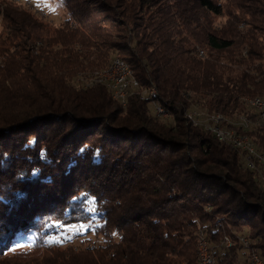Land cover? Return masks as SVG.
<instances>
[{
    "label": "trees",
    "instance_id": "trees-1",
    "mask_svg": "<svg viewBox=\"0 0 264 264\" xmlns=\"http://www.w3.org/2000/svg\"><path fill=\"white\" fill-rule=\"evenodd\" d=\"M60 1L58 25L20 6L3 18L0 264H199L202 236L216 264L264 261V165L189 118H204L193 107L221 114L264 155V121L247 102L264 99V0ZM114 59L139 82L125 107L103 84L86 87ZM94 218L97 236L109 232L101 243L52 239ZM33 234L29 252L8 255Z\"/></svg>",
    "mask_w": 264,
    "mask_h": 264
},
{
    "label": "bare ground",
    "instance_id": "bare-ground-1",
    "mask_svg": "<svg viewBox=\"0 0 264 264\" xmlns=\"http://www.w3.org/2000/svg\"><path fill=\"white\" fill-rule=\"evenodd\" d=\"M200 55H203L202 51L200 52ZM120 63H122V65H120ZM124 71H130V78H119V79H115V81L113 79H109V78H114V74L124 73ZM131 78L133 79V84H132V95H133L134 91L139 89V82L135 78L133 70L125 61L121 59H114L105 70L97 72L96 74L90 76L89 78H86L87 79L86 87H89L90 85H93L95 83L103 84L109 90H111L113 98L121 103L120 99H118L117 97V94H123L125 89L131 86ZM132 95L128 96L127 101ZM146 97L149 98L157 97V90L155 88H151L149 90L143 91L142 98L145 99ZM255 101H260V103H264V99L256 97L247 100L248 104L257 112H259L261 119L264 121V113H261V107H258ZM154 105L155 107H159V109L162 110L163 113H165V115H167V112L161 105H159L158 103H154ZM155 113L157 116L161 118L167 117L162 113H158L156 110ZM210 115L215 122H220V125H215V131H210V123L201 122L204 121V118L198 120L196 118L195 113H190L189 118L193 121L194 126L203 125L208 131H210L213 135H215V137L220 142L231 144L235 148L248 152L249 154L253 155L254 158L257 159L259 163L264 165V155L257 152L256 146L248 137L237 134L236 131L233 129H227L223 127L221 123L225 119L221 114H210ZM248 166L254 168V164H248ZM240 240L243 243L244 247L249 249L248 243H244V238L242 237ZM225 241L226 243H231V240L228 238H226ZM197 251H198L199 264H206V258L214 259L212 264H216V257L214 258V254L211 253L210 251L209 243L207 239H205L203 236L200 237ZM251 264H264V261L257 254H253L251 257Z\"/></svg>",
    "mask_w": 264,
    "mask_h": 264
},
{
    "label": "rangeland",
    "instance_id": "rangeland-1",
    "mask_svg": "<svg viewBox=\"0 0 264 264\" xmlns=\"http://www.w3.org/2000/svg\"><path fill=\"white\" fill-rule=\"evenodd\" d=\"M220 2H224L225 0H218ZM16 6H20L23 8H27V9H31L32 11H39L40 13H44L45 18L50 21V22H55L56 25H58L60 22L66 20L69 16V12L67 9H65V7L63 6L62 2L60 0H0V36L4 33V14H5V10L6 7H16ZM222 19H218V21H220ZM152 107V111L154 114V109H153V105H151ZM193 109H196L198 111V113H202L203 111H206L202 108L199 107H193ZM171 118V117H170ZM168 118V119H170ZM163 119V118H162ZM167 120V119H166ZM236 123L239 122V119L235 120ZM81 138V134L79 135V138H73V140H78ZM28 159V158H27ZM26 157L24 158V162L26 163ZM4 162V160L2 161ZM56 171L59 172V170L56 168ZM5 174V173H4ZM0 179L4 180L6 176L9 175H3L2 173H0ZM22 177H24V174H20L19 175V179H21ZM70 178V176H65L64 178ZM51 180V178H49L48 176L44 179H41L42 184H47L49 183ZM27 185V183H26ZM82 202L84 203V207H90L89 210H95V204L93 203V200H90L89 198H87V195L85 194L84 197L82 198ZM100 224V220H98L97 218H94V220L92 221H88L86 220V222L84 223H79V224H73L71 226H58V232L56 234L52 235V239L56 242L59 243H66V241H72V242H76L74 243V245L79 246V244L83 241L85 242L84 244L86 246L89 245H94V244H99L101 243L102 238L105 236L107 237L109 235V232H100V228L98 229L99 231V236L96 235V231L97 227L100 226L98 225ZM98 225V226H97ZM92 231V233H91ZM80 238L78 240H76L75 238L79 237ZM34 234L32 237L28 238L26 240L23 238H19L20 240L16 241L12 248H10V250L8 251L10 256L13 255H22V254H26L27 252H29V250L31 248H33V244L35 243L36 239L34 238ZM147 243L149 246L152 245V240L150 239L149 235H147ZM35 239V240H34ZM73 239V240H72ZM83 244V243H82Z\"/></svg>",
    "mask_w": 264,
    "mask_h": 264
},
{
    "label": "built area",
    "instance_id": "built-area-1",
    "mask_svg": "<svg viewBox=\"0 0 264 264\" xmlns=\"http://www.w3.org/2000/svg\"><path fill=\"white\" fill-rule=\"evenodd\" d=\"M122 65V63H120ZM119 78H130V71H124V73H119V74H114V78H109L113 79H119ZM132 84H133V79L131 78V86L125 89L123 94H117L118 99H120L121 104L125 107L127 105V98L128 96L132 95ZM148 101L151 103L150 99ZM258 107H261V113H264V103H260V101H255ZM154 110H156L158 113H163L162 110L159 109V107H153ZM204 113V121L201 122H209L210 123V131H215V125H220V122H215L211 115L209 114V111H203ZM167 116V115H165ZM247 164H255L257 166V159L250 158L249 163ZM244 243H248L250 246V243L246 237H244ZM232 243H226L227 247L231 246ZM202 246V243H201ZM205 256V255H204ZM206 257V256H205ZM215 258V256H214ZM214 259H207L206 258V264H212Z\"/></svg>",
    "mask_w": 264,
    "mask_h": 264
},
{
    "label": "clouds",
    "instance_id": "clouds-1",
    "mask_svg": "<svg viewBox=\"0 0 264 264\" xmlns=\"http://www.w3.org/2000/svg\"><path fill=\"white\" fill-rule=\"evenodd\" d=\"M34 140H35L34 137L29 138V141L27 142V144L25 145V147H28L29 145H32L34 143ZM93 162L94 163H97V164L100 163V162H102L100 160V158H99V154H97V156L94 158Z\"/></svg>",
    "mask_w": 264,
    "mask_h": 264
}]
</instances>
